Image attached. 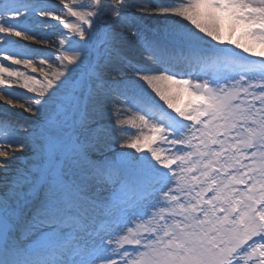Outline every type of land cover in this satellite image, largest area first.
Returning a JSON list of instances; mask_svg holds the SVG:
<instances>
[{"label":"snow or ice","instance_id":"snow-or-ice-1","mask_svg":"<svg viewBox=\"0 0 264 264\" xmlns=\"http://www.w3.org/2000/svg\"><path fill=\"white\" fill-rule=\"evenodd\" d=\"M135 7L133 0H0V43L37 35L47 42L27 23L33 16L66 30L51 73L47 60L38 70L20 58L35 55L29 45L12 55L0 50L5 106L24 98L13 78L35 94L19 105L27 113H43L65 89L55 115L26 138L16 121L0 116V264H264V0H171L139 14ZM145 14L180 18L190 49L181 58L185 70L130 31L149 53L136 64L120 58L134 75L116 72L108 82L94 69L86 94L68 87L65 73L81 62L101 20L133 29ZM237 32L240 39H232ZM105 37L107 45L111 32ZM18 65L43 73L42 80ZM142 85L167 108L147 102L137 91ZM108 105L117 142L135 151L95 160V132L104 129L88 135L89 106L102 114ZM19 149L33 156L22 171L10 167Z\"/></svg>","mask_w":264,"mask_h":264},{"label":"bare ground","instance_id":"bare-ground-1","mask_svg":"<svg viewBox=\"0 0 264 264\" xmlns=\"http://www.w3.org/2000/svg\"><path fill=\"white\" fill-rule=\"evenodd\" d=\"M39 2L59 5V0H39ZM170 2L171 0H133V3L136 4L137 7L132 9V13L139 14L145 8L149 12H151L152 9L158 6H168ZM57 13L61 15V12L57 11ZM65 18L72 19L71 17H65ZM179 19L180 18L178 17L164 16V15H147V14L143 16L137 15V27L133 29L121 27L119 25H113V23L107 18L101 20L102 31L105 32V30L109 28L113 38L111 39L110 43L107 45L104 44V40L106 38L105 36L104 38L102 37V39H100L101 44L96 45L94 50L95 59L99 57V60L96 61L95 64H93L91 67H88L86 69L82 68L83 62L85 61L86 58V52L83 49L81 62H78L77 65L70 66V71L68 73H65V76L67 77V82H69L68 87L78 89L79 77L82 72L83 77L80 88H83L86 94L88 89L93 86L92 80L89 77L91 76L94 69L101 72L104 80L108 82L112 81L113 76L116 72L120 73V77H128L134 75L131 71L127 70L128 64L126 62H123L120 58L121 57L126 58L127 61H131L133 64H136L144 59H147L148 52L144 50V47L142 43L138 40V38H133L129 35L130 31L139 30V32L143 36L147 37L149 40L153 42L155 40H158L160 44V48L166 45L165 43H169V42H177L179 44L186 45L182 39L183 32L179 25ZM21 22L24 23L23 20ZM37 22L40 24L33 27L36 29V32L43 33L45 36L50 37V39H48L47 42L42 40L41 35H37L35 41H23L22 38H14L21 40V44L9 45V44L0 43V50L8 49V55H12L14 49H23L24 45H29L30 47L28 50L35 53V55H31V56L36 68L39 70L42 67V65L39 63L40 60H47V63L49 65H52V68H47L46 66L43 67L45 71L51 73L57 67H59L56 60V56L60 55L61 53H59L58 51L59 44L56 43V41L58 40V38H62L61 36L66 30L63 29L62 25H58L56 24V22L53 21L52 23L55 26L50 29L48 27L50 20H48L47 18H40L38 16H33L27 21V23L29 24H33ZM52 29H56L58 33L51 35ZM231 38L240 39L239 32L232 35ZM242 42L244 41L242 40ZM205 47L208 46L205 45ZM229 47L234 48L236 52L241 53L242 55H249L247 53H243L241 49L235 48V46L233 45H229ZM172 50L177 51L176 48L168 47V51H172ZM20 58L27 59L26 57H20ZM251 58L258 59L257 57H251ZM5 64L12 66L11 62H6ZM18 66H23L22 67L23 69H20V71L25 72L29 77L35 76L36 79L42 80L43 73L39 71L33 73L30 68H27L24 65H18ZM75 66L76 67L79 66V67L75 68ZM147 66H151L150 61H149V65ZM49 78L50 79L52 78L51 75H49ZM13 81L16 82L15 84H13L14 91L17 93L18 96H23L24 98L19 99L17 101L15 97H12V99L15 101V106H5V101L0 100V113H2L0 114V116H3L5 118H10L16 121L19 125L20 137L26 138L25 131L39 132L43 122L48 118V116L55 115V111L57 110L56 104L59 103L57 100L64 98L65 89L61 88L59 91L55 93V95L49 101V104L45 106L43 113L33 114V113H27L26 111L21 109L19 105L24 104L27 107L26 101L28 100L29 97H32L35 94L31 93L28 89L23 87V83H24L23 78H21L18 82L15 80V78H13L12 82ZM73 81H75L74 84L72 83ZM31 87L39 88V85H35L32 82H30L29 88ZM137 91L141 93L144 99L147 102L151 103L157 110H159L160 108L163 109L167 108L164 102L161 101L158 96H155V94L152 93L151 89L148 88L146 85L137 86ZM109 107L110 105L106 106L103 109L102 114H96L92 111L91 106H89L90 123L88 124V135L91 136L93 135L95 130H98L95 127V125L101 126V128L104 129V131L102 132H95V134L98 136V139L95 143V148L92 151V158L95 160H103L105 157L109 158V156L112 155L115 151H117V149H119L118 154L122 150L130 151V152L135 151L132 149H127L126 147L122 149L121 145L123 142L122 141L117 142V137L120 136L121 133L114 130L116 117L113 113H111L108 110ZM133 111H136V109H133ZM168 111L171 112L172 110L168 109ZM135 134L136 133L134 131H130L127 133L128 136H133ZM15 146L17 145L13 144L11 147L17 148ZM15 157L16 159L10 167L13 170L19 169L21 171L25 167H27L28 164L32 161L30 159L31 158L33 159L32 153L28 149H19L15 153ZM4 182H5V176L4 174H0V186H2ZM22 236L23 235H20V238Z\"/></svg>","mask_w":264,"mask_h":264},{"label":"rangeland","instance_id":"rangeland-1","mask_svg":"<svg viewBox=\"0 0 264 264\" xmlns=\"http://www.w3.org/2000/svg\"><path fill=\"white\" fill-rule=\"evenodd\" d=\"M57 15H59V13H57ZM70 19V18H69ZM72 19H74V18H72ZM71 20V19H70ZM40 23H33V24H31L32 26H37V25H39ZM49 24H53L52 23V21H50V23ZM100 26H101V21L97 24V26H96V28L93 30V38L91 39V40H89L88 41V43H87V45L84 47V50H85V52H86V58H85V61L83 62V67L82 68H84V69H86V68H88V67H91L93 64H95V62L96 61H98L99 60V57L97 58V59H95V56H94V50H95V47H96V45H100L101 43H100V39H102V37L104 38V36H105V33L106 32H110V29L109 28H107V30H105V32L104 31H100L101 29H100ZM58 32H57V30L56 29H52V33H51V35H53V34H57ZM31 34V33H30ZM63 36V35H62ZM61 36V37H62ZM58 46V45H57ZM60 53V52H59ZM27 59H32V56H28V57H26ZM5 66H10V65H7V64H5ZM16 67H19V69H23L22 67L23 66H16ZM79 66H75V68H78ZM81 68V69H82ZM80 69V70H81ZM82 77H83V73L81 72V74H80V77H79V85H78V89H80V86H81V81H82ZM16 82L15 81H13L12 82V84H15ZM67 84H69V82H67ZM64 99V98H63ZM62 99H58L57 101L58 102H60ZM56 106H57V110L59 109L58 107H59V103H57L56 104ZM37 120V119H36ZM95 127L97 128V129H100L101 128V126H96L95 125ZM26 132V131H25ZM15 147H18V146H15ZM23 151H25V150H23ZM118 152H119V149H117V151H115L112 155H110L109 156V159H111V158H113V157H115V156H117L118 155ZM23 153V152H22ZM139 155V154H138ZM28 157V156H27ZM30 159V158H29ZM30 160H32V158L30 159ZM21 240L22 241H24L25 243H30L31 241L29 240V238L27 237V236H25V235H23L22 237H21Z\"/></svg>","mask_w":264,"mask_h":264}]
</instances>
